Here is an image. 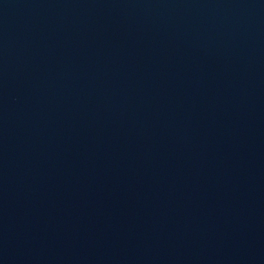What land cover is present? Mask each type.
<instances>
[{
    "label": "water",
    "instance_id": "95a60500",
    "mask_svg": "<svg viewBox=\"0 0 264 264\" xmlns=\"http://www.w3.org/2000/svg\"><path fill=\"white\" fill-rule=\"evenodd\" d=\"M0 264H264V0H0Z\"/></svg>",
    "mask_w": 264,
    "mask_h": 264
}]
</instances>
